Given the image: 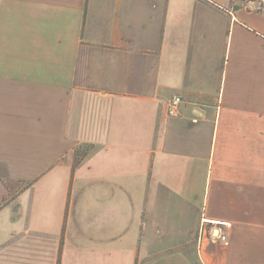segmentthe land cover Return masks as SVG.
I'll return each mask as SVG.
<instances>
[{
	"label": "crops",
	"instance_id": "obj_1",
	"mask_svg": "<svg viewBox=\"0 0 264 264\" xmlns=\"http://www.w3.org/2000/svg\"><path fill=\"white\" fill-rule=\"evenodd\" d=\"M0 205V264H264V0H0Z\"/></svg>",
	"mask_w": 264,
	"mask_h": 264
},
{
	"label": "built area",
	"instance_id": "obj_2",
	"mask_svg": "<svg viewBox=\"0 0 264 264\" xmlns=\"http://www.w3.org/2000/svg\"><path fill=\"white\" fill-rule=\"evenodd\" d=\"M183 103V99L180 96H176L172 98L169 104V111L168 114L170 116H175L178 108L180 105ZM206 226H209L210 230H207L210 234V238L214 240H219L223 242L224 244H228V230L232 228V224L229 222H215V221H210L207 219H202L201 220V232H204V229ZM215 231V233H214Z\"/></svg>",
	"mask_w": 264,
	"mask_h": 264
},
{
	"label": "trees",
	"instance_id": "obj_3",
	"mask_svg": "<svg viewBox=\"0 0 264 264\" xmlns=\"http://www.w3.org/2000/svg\"><path fill=\"white\" fill-rule=\"evenodd\" d=\"M0 207H1V205H0Z\"/></svg>",
	"mask_w": 264,
	"mask_h": 264
}]
</instances>
